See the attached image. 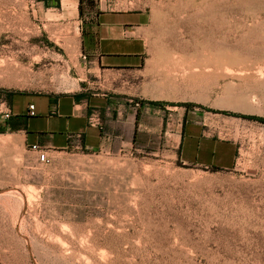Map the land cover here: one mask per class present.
<instances>
[{"label": "rangeland", "instance_id": "obj_1", "mask_svg": "<svg viewBox=\"0 0 264 264\" xmlns=\"http://www.w3.org/2000/svg\"><path fill=\"white\" fill-rule=\"evenodd\" d=\"M89 8L146 16L145 76L169 98L148 102L235 142L233 164L184 161L164 127L40 162L0 112V264H264V0H0V110L73 87Z\"/></svg>", "mask_w": 264, "mask_h": 264}, {"label": "crops", "instance_id": "obj_2", "mask_svg": "<svg viewBox=\"0 0 264 264\" xmlns=\"http://www.w3.org/2000/svg\"><path fill=\"white\" fill-rule=\"evenodd\" d=\"M78 2V1H77ZM76 2V4H78ZM81 62L73 87L60 91L12 92L3 101L10 111L6 120L11 134L22 139L29 152L38 144L46 153L69 148L88 151L129 148L141 135L167 128L166 141L189 163L229 168L235 142L205 133L193 118L176 123V114L164 117L152 103L168 100L157 94L156 84L145 76L150 50L148 19L143 13L94 8L76 9ZM135 99H141L139 103ZM149 101V102H148ZM34 105V114L28 105ZM97 115L99 124L88 119Z\"/></svg>", "mask_w": 264, "mask_h": 264}, {"label": "built area", "instance_id": "obj_3", "mask_svg": "<svg viewBox=\"0 0 264 264\" xmlns=\"http://www.w3.org/2000/svg\"><path fill=\"white\" fill-rule=\"evenodd\" d=\"M34 105L33 104H29L28 105V112L30 115L34 114ZM2 113V117L4 120H8V118L10 117V111L9 110H5V111H0ZM88 122L90 125L93 126H97V124H99V119L97 115H91L88 119ZM30 148L36 152L37 154V159L40 162H47L48 158H47V153L45 152V150H43L38 144H32L30 145Z\"/></svg>", "mask_w": 264, "mask_h": 264}]
</instances>
